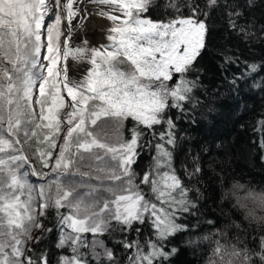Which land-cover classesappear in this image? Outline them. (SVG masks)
<instances>
[{"label":"snow or ice","instance_id":"obj_1","mask_svg":"<svg viewBox=\"0 0 264 264\" xmlns=\"http://www.w3.org/2000/svg\"><path fill=\"white\" fill-rule=\"evenodd\" d=\"M89 2L102 6L97 14L110 22L106 43L73 48L71 25L80 12L74 6L82 0H0V264H172L179 252L169 247L172 238L191 230L185 221L198 216L205 199L200 155L189 154L177 167L175 154L182 139L177 120L195 123L193 114L219 93L208 90L199 65L207 20L222 9L242 40L264 34L252 14L264 0ZM156 10L164 18L149 15ZM69 58L87 65L79 78L70 76ZM223 61L222 72L240 63L227 55ZM260 67L245 63L239 75L224 79L238 94L240 82ZM124 121L131 124L127 136L103 135L107 125ZM253 132L264 153V114ZM33 141L36 162L64 183L31 163L25 146ZM88 161L97 162L98 174L79 173L74 182ZM232 194L252 231L246 240L230 239L229 229L243 226L227 222L207 264H264V216L249 207L264 210V190L235 183ZM49 216L59 233L56 252L43 244L53 231L44 223ZM36 228L42 234L33 237ZM115 231L118 250L99 238Z\"/></svg>","mask_w":264,"mask_h":264},{"label":"trees","instance_id":"obj_2","mask_svg":"<svg viewBox=\"0 0 264 264\" xmlns=\"http://www.w3.org/2000/svg\"><path fill=\"white\" fill-rule=\"evenodd\" d=\"M257 25H264V5L257 7L252 13ZM149 15L153 19L164 18L159 10ZM208 34L207 47L202 53L199 65L203 68V83L211 92L219 87V93L209 104L202 105L194 113L195 123L187 119L177 120L178 135L182 138L175 154L177 167L189 154L200 155L203 166L200 187L205 193L201 201L200 212L197 217L189 218L191 223L189 231L176 234L169 247H177L179 252L172 259V264H207L212 255L213 242L220 239L218 229L223 228L227 222L241 224L240 230L229 229L232 233L230 239L239 236L246 240L245 231H252V225L244 219L243 211L234 207L236 195L243 196V190L232 194L235 183L253 189L257 192L264 190V153L253 143L258 140V134L253 132L257 120L264 114V87L254 88L253 83L264 82V67L256 73L249 74L248 78L240 82L238 94L231 91L230 85L225 81V75L231 77L233 73L239 75L245 69V63L264 65V34L256 31L253 38L245 41L229 30L223 10L214 11L207 20ZM227 55L233 59L239 58V66L228 65L227 71L222 72L220 65ZM173 117L176 112L171 113ZM131 127L129 121H124L122 127L115 123L107 125L104 135L111 134L115 138L120 135L127 136V129ZM31 148H36L32 143ZM145 158H141L137 170L144 166ZM31 177V176H30ZM29 177L30 182L33 179ZM62 183V178H57ZM55 192V188H53ZM255 211L260 209L249 203ZM208 220H214L215 226L209 225ZM46 227L53 231L45 235L44 246L56 252L54 247L58 239V231L51 216L44 221ZM42 233L40 232L39 236ZM109 247L120 239L118 231L110 232L99 237Z\"/></svg>","mask_w":264,"mask_h":264},{"label":"bare ground","instance_id":"obj_3","mask_svg":"<svg viewBox=\"0 0 264 264\" xmlns=\"http://www.w3.org/2000/svg\"><path fill=\"white\" fill-rule=\"evenodd\" d=\"M74 7H79L80 12L71 25V47L82 46L85 41L89 48L106 43L105 29L110 27V22L97 14L98 8L102 6L90 4L89 0H82V3ZM86 7L91 15H86L84 11ZM68 65L70 76L75 78H79L81 72L87 67L86 64L79 63L72 58H69Z\"/></svg>","mask_w":264,"mask_h":264},{"label":"rangeland","instance_id":"obj_4","mask_svg":"<svg viewBox=\"0 0 264 264\" xmlns=\"http://www.w3.org/2000/svg\"><path fill=\"white\" fill-rule=\"evenodd\" d=\"M154 20H155V19H154ZM73 21H74V20H73ZM73 21H72V23H73ZM67 33H68V32L65 31V36H67ZM62 39H63V37H62ZM87 46H88V44H87ZM43 54H45V53L42 52V55H43ZM98 123H99V122H98ZM111 134H112V133H111ZM111 134L107 133L105 136H107V137H109V138H112ZM103 135H104V132H103ZM32 143L34 144V141H33ZM57 143H58V145H59L60 143H62V136H61V140L58 141ZM34 151H35L34 148H29V147L25 146V152H26L27 155H29L30 160H31V163L35 165L37 171H39L41 174L48 173V174H49L48 179H49L50 181L53 180L54 178H56V174H55V173H52V172L50 171V168H42V167L36 162L35 158H34L33 155H32ZM58 151H59V146L53 151V162H54V158H55L56 154L58 153ZM75 171L77 172V174H76L74 177H72V180H73L74 182H78V181L81 179V176L79 175V173H92L93 176H95V175L98 174V173H97V162H96V161L82 162L81 165H80V167H79L77 170H75ZM30 178H32L33 181H34L35 183H43V182H44L43 180H38V178H36V177H30ZM56 179H57V178H56ZM65 179H66V178H62V183L65 182ZM83 179H84V180H87L88 177H84ZM91 182L94 183V184L99 183V181H97L96 179H93ZM40 232H41V230L38 229V228H36V229H33V231H32L31 234H32L33 237H36V236H39Z\"/></svg>","mask_w":264,"mask_h":264},{"label":"clouds","instance_id":"obj_5","mask_svg":"<svg viewBox=\"0 0 264 264\" xmlns=\"http://www.w3.org/2000/svg\"><path fill=\"white\" fill-rule=\"evenodd\" d=\"M257 216H264V210L255 211Z\"/></svg>","mask_w":264,"mask_h":264}]
</instances>
